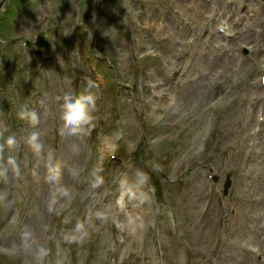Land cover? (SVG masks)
<instances>
[{
  "label": "rangeland",
  "instance_id": "rangeland-1",
  "mask_svg": "<svg viewBox=\"0 0 264 264\" xmlns=\"http://www.w3.org/2000/svg\"><path fill=\"white\" fill-rule=\"evenodd\" d=\"M0 264H264V0H0Z\"/></svg>",
  "mask_w": 264,
  "mask_h": 264
},
{
  "label": "clouds",
  "instance_id": "clouds-1",
  "mask_svg": "<svg viewBox=\"0 0 264 264\" xmlns=\"http://www.w3.org/2000/svg\"><path fill=\"white\" fill-rule=\"evenodd\" d=\"M94 87L95 84L89 80L82 92H69L63 96V129L69 134L80 133L91 124L92 112L97 103V97L91 91ZM20 115L22 119L37 120L35 112L22 111ZM9 143L11 144L12 140H9Z\"/></svg>",
  "mask_w": 264,
  "mask_h": 264
},
{
  "label": "water",
  "instance_id": "water-1",
  "mask_svg": "<svg viewBox=\"0 0 264 264\" xmlns=\"http://www.w3.org/2000/svg\"><path fill=\"white\" fill-rule=\"evenodd\" d=\"M42 41H43V40H42V38L40 37V39H39V41H38V44L41 45V44H42ZM230 184H231V181L227 180V181H226V184H225V192H226V193H227V190H228Z\"/></svg>",
  "mask_w": 264,
  "mask_h": 264
}]
</instances>
